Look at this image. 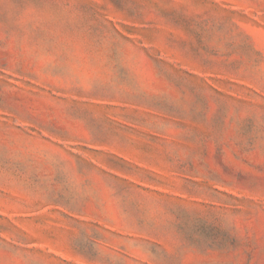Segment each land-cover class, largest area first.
I'll return each instance as SVG.
<instances>
[{"label":"rangeland","instance_id":"obj_1","mask_svg":"<svg viewBox=\"0 0 264 264\" xmlns=\"http://www.w3.org/2000/svg\"><path fill=\"white\" fill-rule=\"evenodd\" d=\"M0 264H264V0H0Z\"/></svg>","mask_w":264,"mask_h":264}]
</instances>
